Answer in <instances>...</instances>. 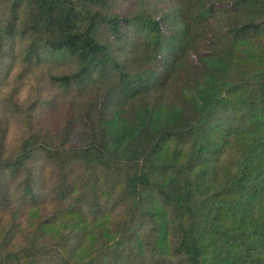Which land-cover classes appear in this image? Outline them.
<instances>
[{
	"label": "trees",
	"instance_id": "1",
	"mask_svg": "<svg viewBox=\"0 0 264 264\" xmlns=\"http://www.w3.org/2000/svg\"><path fill=\"white\" fill-rule=\"evenodd\" d=\"M16 66L0 264H264V0H0Z\"/></svg>",
	"mask_w": 264,
	"mask_h": 264
},
{
	"label": "rangeland",
	"instance_id": "2",
	"mask_svg": "<svg viewBox=\"0 0 264 264\" xmlns=\"http://www.w3.org/2000/svg\"><path fill=\"white\" fill-rule=\"evenodd\" d=\"M18 70V66L12 71L10 77L8 79L7 85L2 88L0 86V143L4 140L3 148H5V155L10 156L16 151L18 147L20 138L25 135L26 127H28V118L26 117V113L16 110L8 105H5L4 101L8 97V93L11 88H19V93L14 95L18 97V102L22 103L25 107L30 104V100H28L30 95H33L31 92L32 78L28 77L24 80V84L21 85V81H15L14 78L16 76ZM175 99L173 96V92L166 90L164 92L155 93V98L152 96L148 97L149 104L152 106H157L158 104H170ZM64 111L62 110H53L51 113H47L41 119V122L51 126V124H57L58 122H62L63 115L67 113L66 107H64ZM38 119L40 120V115H38ZM35 123V119L33 121ZM4 135V137H3ZM48 174V170L46 171ZM16 215V216H14ZM30 212L26 209L22 211H13L12 208L7 210H3L0 208V249L3 245V238L6 236L11 237V245L10 247L5 248L6 251L11 250L14 244L20 241V236L24 231L26 232L27 221ZM13 224H19L20 228H22L20 233L16 235H12L14 230ZM89 241H87L88 243Z\"/></svg>",
	"mask_w": 264,
	"mask_h": 264
}]
</instances>
